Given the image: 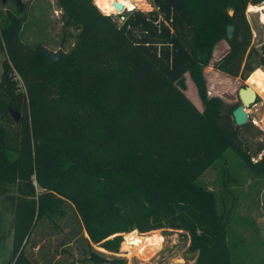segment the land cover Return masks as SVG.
Segmentation results:
<instances>
[{"label": "trees", "instance_id": "trees-1", "mask_svg": "<svg viewBox=\"0 0 264 264\" xmlns=\"http://www.w3.org/2000/svg\"><path fill=\"white\" fill-rule=\"evenodd\" d=\"M148 1L152 10L132 9L118 20L92 0H54L61 25L76 33L53 63L20 39L17 9L1 16L0 201L10 219L0 242L9 236V264H32L23 252L32 229L62 215L64 204L77 215L94 263L124 259L91 244L114 253L121 233L169 228L188 235L193 264H236L213 195L198 178L226 148L264 175V152L250 161L239 139L248 123L235 126V106L223 110L219 97L206 95L202 69L225 41L214 68L250 74L249 82L259 75L264 43L252 45L245 9L263 0ZM185 73L201 110L183 92ZM10 109L20 114L16 122Z\"/></svg>", "mask_w": 264, "mask_h": 264}, {"label": "rangeland", "instance_id": "rangeland-1", "mask_svg": "<svg viewBox=\"0 0 264 264\" xmlns=\"http://www.w3.org/2000/svg\"><path fill=\"white\" fill-rule=\"evenodd\" d=\"M139 11L153 9L148 0H131ZM263 2V1H262ZM22 9L18 12L24 16L20 39L30 47L44 48L54 53L66 52L74 42L76 29L61 25L60 11L54 0H20ZM245 9V17L251 32V43L259 47L264 43V20L257 13H249ZM6 12H15L12 2L0 3V18ZM114 16L125 15L127 10H122ZM225 41L217 42L211 51L207 65L202 69L206 83V95L219 97L224 105L223 110L239 105L237 90L243 85H249L248 74L245 79L239 76L230 77L214 68V63L226 51ZM5 59L3 50L0 49L1 61ZM210 69V71H207ZM259 73L264 68L256 67ZM252 74V73H251ZM17 90L23 85L15 74L10 78ZM210 79V81L208 80ZM185 96L201 110L193 84L184 74ZM209 85V86H208ZM208 87L213 92L209 94ZM256 94V93H255ZM246 113L245 125L239 132L242 148L250 156V161H255L264 152V93L257 92L254 103L244 108ZM12 120V118H10ZM13 121V120H12ZM241 126V125H240ZM262 147L257 153L256 149ZM198 184L213 195V209L219 218L226 243L229 247L231 259L236 264H264V175L251 173L241 162L237 154L226 148L223 157L207 168L198 178ZM63 214L54 215L51 219H41L32 229L23 252L32 264H108L94 263L88 259L85 246L86 234L81 228L79 220L72 207L64 204ZM10 215L0 201V231L9 233ZM163 240L161 244L149 249L147 257L140 258L129 255L123 250L124 236L120 235L117 252L105 251L96 244L91 248L96 253L105 256L120 257L124 264H193L196 252L189 251L188 235L180 230L169 228L156 229ZM137 231V230H136ZM154 231V230H152ZM151 232V231H149ZM126 233V232H125ZM148 233V232H145ZM11 241L9 236L0 242V264L11 263Z\"/></svg>", "mask_w": 264, "mask_h": 264}, {"label": "bare ground", "instance_id": "bare-ground-1", "mask_svg": "<svg viewBox=\"0 0 264 264\" xmlns=\"http://www.w3.org/2000/svg\"><path fill=\"white\" fill-rule=\"evenodd\" d=\"M116 1L121 4V11L132 10L135 8V3L131 0H92L94 5L105 13L118 12L112 7V2ZM247 7V6H246ZM247 12L257 13L261 20H264V0L257 5H251L248 7ZM254 93L257 92L264 93V72L263 70L258 76H255L250 81V86L247 85ZM124 236L123 250L129 252V255H135L140 258L147 257L151 252L149 249L153 250L158 247L163 238L158 230H154L148 233H139L136 230H132L127 233L122 234Z\"/></svg>", "mask_w": 264, "mask_h": 264}, {"label": "water", "instance_id": "water-1", "mask_svg": "<svg viewBox=\"0 0 264 264\" xmlns=\"http://www.w3.org/2000/svg\"><path fill=\"white\" fill-rule=\"evenodd\" d=\"M6 1L7 0H0V3L3 4ZM15 2L18 5V9L21 10L20 0H15ZM112 6L118 12H120L122 9L121 4L116 2V1L112 2ZM225 30H226V37H229L231 26L227 25ZM38 49H39L40 54L42 56H44L45 58H47L51 63L57 61L62 55V53H54V52L48 51L47 49H44V48H38ZM263 72H264V70H263ZM237 98H238L240 104L231 110V118H232L235 126H240L246 122L247 116H246V113L244 112V108L248 107L254 103V100L256 98V94L247 85H243L242 87L238 88V90H237ZM9 113H10L13 121H15V122L20 117L19 112L15 111V110L10 109Z\"/></svg>", "mask_w": 264, "mask_h": 264}, {"label": "flooded vegetation", "instance_id": "flooded-vegetation-1", "mask_svg": "<svg viewBox=\"0 0 264 264\" xmlns=\"http://www.w3.org/2000/svg\"><path fill=\"white\" fill-rule=\"evenodd\" d=\"M8 1L13 3L15 9H17L18 12L21 11V10L18 9V5L16 4L15 0H7L6 2H8ZM1 4H2V3H1ZM21 9H22V3H21Z\"/></svg>", "mask_w": 264, "mask_h": 264}, {"label": "built area", "instance_id": "built-area-1", "mask_svg": "<svg viewBox=\"0 0 264 264\" xmlns=\"http://www.w3.org/2000/svg\"><path fill=\"white\" fill-rule=\"evenodd\" d=\"M113 7V6H112ZM114 8V7H113ZM115 9V8H114ZM134 9V8H133ZM123 10H125V9H123ZM127 11H130V10H127ZM117 13H119V12H116V13H113V14H117Z\"/></svg>", "mask_w": 264, "mask_h": 264}, {"label": "crops", "instance_id": "crops-1", "mask_svg": "<svg viewBox=\"0 0 264 264\" xmlns=\"http://www.w3.org/2000/svg\"><path fill=\"white\" fill-rule=\"evenodd\" d=\"M223 48H224V49H223ZM221 49L225 50V49H226V47H223V46H222V47H221Z\"/></svg>", "mask_w": 264, "mask_h": 264}]
</instances>
